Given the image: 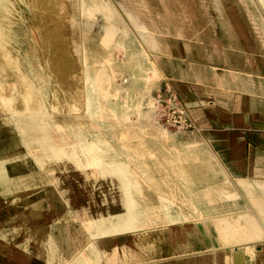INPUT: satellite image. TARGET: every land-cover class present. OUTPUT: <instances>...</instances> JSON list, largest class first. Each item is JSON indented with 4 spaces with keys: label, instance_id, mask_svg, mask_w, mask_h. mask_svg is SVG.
<instances>
[{
    "label": "rangeland",
    "instance_id": "obj_1",
    "mask_svg": "<svg viewBox=\"0 0 264 264\" xmlns=\"http://www.w3.org/2000/svg\"><path fill=\"white\" fill-rule=\"evenodd\" d=\"M196 3L0 0V223L8 217L10 225L0 227V264H7L4 253L11 264H60L75 248L62 264H100L94 240L80 251L87 229L98 239L140 226L126 168L175 165L158 134L174 129L151 107L158 91L149 90L155 74L143 40L198 28L193 21L204 9ZM28 85L38 101L26 98ZM122 193L129 228L114 227L115 213L96 214L87 225L90 214L110 213ZM52 206L54 219L68 214L75 228L48 226L52 216L43 209Z\"/></svg>",
    "mask_w": 264,
    "mask_h": 264
},
{
    "label": "crops",
    "instance_id": "obj_2",
    "mask_svg": "<svg viewBox=\"0 0 264 264\" xmlns=\"http://www.w3.org/2000/svg\"><path fill=\"white\" fill-rule=\"evenodd\" d=\"M260 3L197 0L195 6L204 9L193 21L198 28L163 29L143 40L155 74L149 90L176 91L199 130L158 132L175 165L126 168L140 226L98 239L87 229L80 251L94 240L100 264H264V0ZM112 178L121 189L123 180ZM122 202L123 193L110 203V213L90 214L87 225L96 214L115 213L114 227L129 228ZM53 207L43 209L52 216L48 226L75 228L68 214L65 221L54 219ZM6 219L3 229L10 226ZM35 223L45 226L43 220ZM64 237L77 246L70 233ZM75 250L63 260L72 259ZM2 257L13 263L8 253Z\"/></svg>",
    "mask_w": 264,
    "mask_h": 264
},
{
    "label": "built area",
    "instance_id": "obj_3",
    "mask_svg": "<svg viewBox=\"0 0 264 264\" xmlns=\"http://www.w3.org/2000/svg\"><path fill=\"white\" fill-rule=\"evenodd\" d=\"M151 107L159 123L174 130H199V125L191 117L178 93L169 86H164L152 96Z\"/></svg>",
    "mask_w": 264,
    "mask_h": 264
},
{
    "label": "bare ground",
    "instance_id": "obj_4",
    "mask_svg": "<svg viewBox=\"0 0 264 264\" xmlns=\"http://www.w3.org/2000/svg\"><path fill=\"white\" fill-rule=\"evenodd\" d=\"M51 1V0H50ZM6 69V66H0V71L2 70H5ZM22 89V91H24V94L26 95V98H27V96L29 95H34V98L36 99L35 100V102L36 101H38V99H37V96H36V94H34L33 93V88H32V85H28V87H26V88H21ZM27 101H29V103H27V104H30V100L28 99ZM26 105V104H25ZM15 179V178H14ZM22 186V185H21ZM1 189V188H0ZM14 190V189H13ZM32 190V189H31ZM14 191H16V190H14ZM31 192H29V194H30ZM13 194V193H12ZM28 194V193H27ZM26 194V195H27ZM25 195V196H26Z\"/></svg>",
    "mask_w": 264,
    "mask_h": 264
}]
</instances>
